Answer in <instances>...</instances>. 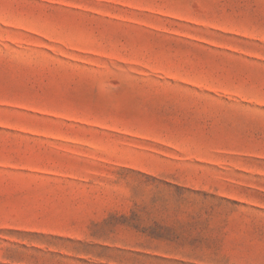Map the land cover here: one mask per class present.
I'll return each mask as SVG.
<instances>
[{"label":"rangeland","instance_id":"1","mask_svg":"<svg viewBox=\"0 0 264 264\" xmlns=\"http://www.w3.org/2000/svg\"><path fill=\"white\" fill-rule=\"evenodd\" d=\"M0 264H264V0H0Z\"/></svg>","mask_w":264,"mask_h":264}]
</instances>
